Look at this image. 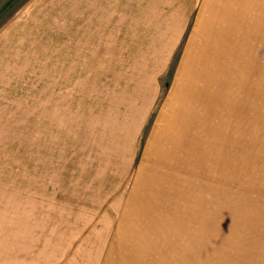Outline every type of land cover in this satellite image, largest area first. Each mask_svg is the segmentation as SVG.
Instances as JSON below:
<instances>
[{"label": "rangeland", "instance_id": "374dc122", "mask_svg": "<svg viewBox=\"0 0 264 264\" xmlns=\"http://www.w3.org/2000/svg\"><path fill=\"white\" fill-rule=\"evenodd\" d=\"M227 1L0 0V264H264V0Z\"/></svg>", "mask_w": 264, "mask_h": 264}, {"label": "crops", "instance_id": "0c3cea01", "mask_svg": "<svg viewBox=\"0 0 264 264\" xmlns=\"http://www.w3.org/2000/svg\"><path fill=\"white\" fill-rule=\"evenodd\" d=\"M211 2V3H214L215 2V4H219V3H228V1L227 0H207V2ZM226 1V2H225ZM218 14H221L220 12L218 13Z\"/></svg>", "mask_w": 264, "mask_h": 264}]
</instances>
